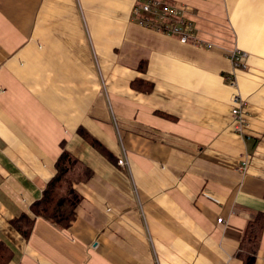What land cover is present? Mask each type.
Here are the masks:
<instances>
[{
    "label": "crops",
    "instance_id": "1",
    "mask_svg": "<svg viewBox=\"0 0 264 264\" xmlns=\"http://www.w3.org/2000/svg\"><path fill=\"white\" fill-rule=\"evenodd\" d=\"M136 1L0 0L8 264H245L246 225L264 210V0H167L188 6L212 49L136 23ZM235 46L250 53L248 69L234 72ZM62 142L92 170L77 185V218L62 229L37 217L25 240L12 219L41 198Z\"/></svg>",
    "mask_w": 264,
    "mask_h": 264
},
{
    "label": "trees",
    "instance_id": "2",
    "mask_svg": "<svg viewBox=\"0 0 264 264\" xmlns=\"http://www.w3.org/2000/svg\"><path fill=\"white\" fill-rule=\"evenodd\" d=\"M140 83L145 84L142 81ZM81 133L92 145L106 153L96 139L83 131ZM61 144L62 151L55 163L56 173L48 181L41 198L32 204L29 213H21L12 219V226L25 240L29 239L37 217H42L62 229L69 228L77 218V209L83 200L77 185L88 181L92 170L72 154L64 142ZM263 233L264 210L257 212L246 225L239 248V256L245 264H254ZM12 257L10 247L1 241L0 264H8Z\"/></svg>",
    "mask_w": 264,
    "mask_h": 264
},
{
    "label": "built area",
    "instance_id": "3",
    "mask_svg": "<svg viewBox=\"0 0 264 264\" xmlns=\"http://www.w3.org/2000/svg\"><path fill=\"white\" fill-rule=\"evenodd\" d=\"M133 19L142 26L152 28L164 34L177 36L182 42H192L198 46L214 47L216 44L200 38L196 34V23L188 6L179 2H170L167 0H137L133 9ZM232 63L234 72L236 70H245L249 68L250 53L238 46L227 50ZM231 85L237 88L235 74L228 77ZM232 116L234 129L244 134L248 126L247 121V100L237 91L232 98ZM119 164L128 165L127 156L119 159ZM249 165L247 160H243L239 169L245 171ZM223 218L219 217L218 222Z\"/></svg>",
    "mask_w": 264,
    "mask_h": 264
},
{
    "label": "rangeland",
    "instance_id": "4",
    "mask_svg": "<svg viewBox=\"0 0 264 264\" xmlns=\"http://www.w3.org/2000/svg\"><path fill=\"white\" fill-rule=\"evenodd\" d=\"M132 18H133V13H132ZM134 20V19H133ZM137 23V22H136ZM194 44V43H193ZM210 43H208L207 44V46H200L201 48H208V49H212V47H209L208 45H209ZM198 46V45H197ZM226 50V49H225ZM250 58V57H249Z\"/></svg>",
    "mask_w": 264,
    "mask_h": 264
}]
</instances>
